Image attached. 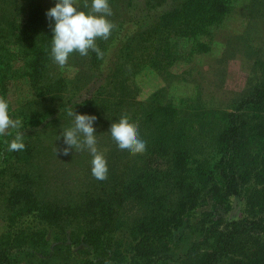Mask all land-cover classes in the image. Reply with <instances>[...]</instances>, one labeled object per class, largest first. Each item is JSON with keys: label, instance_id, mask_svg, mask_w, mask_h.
Returning a JSON list of instances; mask_svg holds the SVG:
<instances>
[{"label": "trees", "instance_id": "obj_1", "mask_svg": "<svg viewBox=\"0 0 264 264\" xmlns=\"http://www.w3.org/2000/svg\"><path fill=\"white\" fill-rule=\"evenodd\" d=\"M166 1L145 0V7L154 10ZM109 2L114 27L107 40L97 39L103 54H71L70 64L87 74L63 81L50 55V7L41 0H0V97L8 102L5 82L21 73L31 79L36 100L50 98L32 115L17 113L20 128L0 135V202L9 223L0 232V264H264V56L254 57L246 92L231 109L196 108V114L191 108L167 115L170 105H152L144 109L142 128L138 90L131 81L145 68L167 76L181 60L178 50L207 52L215 26L233 11V0H171V8L151 26L125 35L112 59L108 53L119 28L135 19L136 4ZM248 2L247 13L254 24L262 20L264 32V0ZM83 4L80 0L78 7ZM252 29L243 36L255 38L256 26ZM93 79L100 82L89 97L51 107L63 87ZM70 110L93 114L104 125L108 115L114 123L120 113L138 129L146 148L117 153L107 165L112 181L95 196L84 193L73 209L49 207L36 180L38 168H32L41 150L31 142L49 137L52 123L69 128ZM17 134L25 147L9 151ZM234 197L242 202L237 219L198 212L207 202L228 211ZM28 218L32 223L23 225ZM185 238L188 245L178 255V242Z\"/></svg>", "mask_w": 264, "mask_h": 264}, {"label": "rangeland", "instance_id": "obj_2", "mask_svg": "<svg viewBox=\"0 0 264 264\" xmlns=\"http://www.w3.org/2000/svg\"><path fill=\"white\" fill-rule=\"evenodd\" d=\"M41 1L45 8L54 6L56 2V0ZM170 1L167 0L154 10H147L145 0H135V19L124 23L119 28L118 39L111 47L108 59L114 57L116 49L121 46L125 35L130 34L134 30L145 29L151 26L157 21L160 14L171 8ZM233 6V11L227 15L221 24L215 26L210 41L211 46L207 52L200 54V52L192 51L190 48L178 50L181 60L171 67L167 76L159 75L157 72L145 68L132 77L131 81L136 85L138 90L136 99L140 103L138 107L142 118V121L138 125L141 128L145 117L144 109L149 106L170 105L167 115L169 113L173 115V111L175 113L179 111L181 114L184 112L189 113L191 108H194L193 111L196 114L207 108L229 110L233 101L240 98L246 92V79L249 74L248 68L256 55L262 54L264 56L263 22L262 20H258L254 24L256 20H252L247 13L250 8L247 0H233ZM255 26L257 36L250 38L247 34ZM246 31L248 32L246 36L249 39L243 36ZM252 31H255V29H252ZM178 44L181 45V43ZM72 60L70 56L68 62L64 66L59 67L63 81L66 78L67 81H72V79L75 81L77 74H87V71L83 67L70 64ZM109 64L110 62L108 61L104 62V65H102L103 71L106 70V66ZM16 76L18 77L7 79L5 82L7 83L6 94L9 110L13 118L17 119L16 114L19 112L23 115H32L34 110L38 108L42 110L49 105L48 99L50 98H44L41 101L36 100L34 87L30 78L28 79L21 73H18ZM93 80L91 82L86 80L82 84L73 82L70 86L63 87V94L52 97L54 99L51 107L63 100L72 99V102L76 103L89 97V94L94 91L100 82L99 79ZM63 81L60 80L58 82L61 85ZM35 84L37 89L45 88L38 83ZM196 108L199 111H196ZM122 111L125 112L124 109ZM109 116L106 119L104 118L107 120L106 125L102 121L99 122L100 119L94 123L97 132V147L104 155L107 165L108 163H113L117 158V153H119L115 145L111 143L107 131L112 125H117L122 119L128 120L118 113L117 119H114V123H112L108 121ZM54 125L55 123H52V131L49 132V137L32 139L31 145L41 150L38 151V156L34 158L35 164L33 163V165L35 166H32V168L35 170L36 166L38 168L36 174L39 176L36 180L39 179L37 181L40 187L39 190L45 196L43 199L44 204L50 207L51 203H54L58 207L64 206V208H67L69 206L73 209L76 205L74 202L80 196L82 198L84 193H88L91 197L95 196L102 185H106L109 181H112V177H109L107 173L104 183L97 182L92 175V156L87 148L82 147L84 151L80 153H78V150L81 147L76 149L70 148L65 153L64 148L68 146L65 144L62 134L63 130L67 129V127L59 125L55 128ZM85 152L87 154L83 156ZM122 176L119 173V178L125 181V178ZM241 206V200L238 197H234L231 202V208L228 211H224L220 206L216 208L212 202H207L199 208L198 212L201 210L215 211L216 215L228 220H234L241 216ZM4 207L6 205L0 202V232L5 228H9V223L5 219ZM81 207L85 206H77V208ZM25 219L23 217V221ZM31 220L32 218H28L26 220L27 223L23 225L32 223ZM179 235L180 231L176 237L178 238ZM189 240L190 238H185L178 242L180 247L175 250L178 255L186 248Z\"/></svg>", "mask_w": 264, "mask_h": 264}, {"label": "clouds", "instance_id": "obj_3", "mask_svg": "<svg viewBox=\"0 0 264 264\" xmlns=\"http://www.w3.org/2000/svg\"><path fill=\"white\" fill-rule=\"evenodd\" d=\"M80 0H56L46 15L52 23L50 55L53 62L64 66L71 54L79 53L87 56L89 51L102 55L97 39L107 40L114 27L109 17L112 8L109 0H84L83 7H78ZM87 9V10H85ZM68 115L73 118V124L63 130L64 142L70 148L86 147L92 156L91 171L95 180L104 183L107 177V164L104 155L98 150L94 122L97 117L93 114L79 113L70 110ZM21 121L11 116L8 102L0 98V135L9 133L10 129H18ZM110 141L121 153H141L146 144L140 138L136 127L122 119L117 125H112L107 131ZM25 144L20 134L9 141V151L23 150Z\"/></svg>", "mask_w": 264, "mask_h": 264}]
</instances>
